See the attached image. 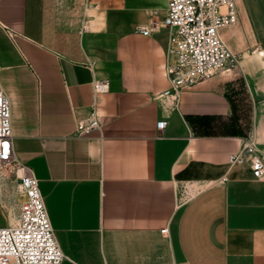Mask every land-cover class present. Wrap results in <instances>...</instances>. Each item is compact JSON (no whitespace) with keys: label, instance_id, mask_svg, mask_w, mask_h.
<instances>
[{"label":"crops","instance_id":"0c3cea01","mask_svg":"<svg viewBox=\"0 0 264 264\" xmlns=\"http://www.w3.org/2000/svg\"><path fill=\"white\" fill-rule=\"evenodd\" d=\"M166 6L0 0L13 149L38 179L61 264H264V180L227 160L251 131L264 147V0H236V24L220 31L238 66L177 102L155 99L167 29L138 31ZM95 79L108 82L96 97ZM93 104L100 129L77 135Z\"/></svg>","mask_w":264,"mask_h":264},{"label":"built area","instance_id":"2783aa9c","mask_svg":"<svg viewBox=\"0 0 264 264\" xmlns=\"http://www.w3.org/2000/svg\"><path fill=\"white\" fill-rule=\"evenodd\" d=\"M237 22L236 0H167L166 12L160 22L140 26L138 31L149 34L164 27L168 38L165 54V73L168 87L155 96L163 102H177L185 88L216 74L230 72L239 64V55L223 40L220 31ZM96 97L108 90V82H92ZM166 118L156 122L163 130ZM101 120L93 104L88 118L76 125L75 133L85 135L100 129ZM229 167L248 164L257 180H264V147L258 145L251 131L242 137L237 150L227 157ZM226 175L211 182L225 183ZM0 183L15 184L23 195L17 201L18 210L13 223L7 219L0 226V264H61L66 258L51 226L47 210L33 170L16 157L11 128V103L0 82ZM182 195V194H181ZM168 234V227L160 230Z\"/></svg>","mask_w":264,"mask_h":264},{"label":"rangeland","instance_id":"374dc122","mask_svg":"<svg viewBox=\"0 0 264 264\" xmlns=\"http://www.w3.org/2000/svg\"><path fill=\"white\" fill-rule=\"evenodd\" d=\"M23 195L18 192L15 184H3L0 183V206L5 213V219L0 216V225L5 224V220L12 221V216L16 215L18 210L17 201H22Z\"/></svg>","mask_w":264,"mask_h":264},{"label":"bare ground","instance_id":"6f19581e","mask_svg":"<svg viewBox=\"0 0 264 264\" xmlns=\"http://www.w3.org/2000/svg\"><path fill=\"white\" fill-rule=\"evenodd\" d=\"M257 53H258V54H257L258 56H261V55L263 56V55H264V51H261L260 53L257 52ZM260 54H261V55H260ZM263 57H264V56H263ZM12 218H13V216H12ZM12 220H13V219H12ZM11 223H13V222H11Z\"/></svg>","mask_w":264,"mask_h":264}]
</instances>
